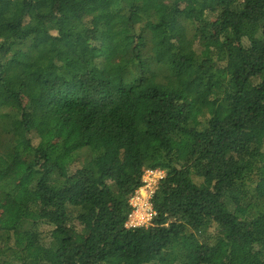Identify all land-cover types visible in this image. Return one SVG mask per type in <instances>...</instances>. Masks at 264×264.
<instances>
[{"label": "trees", "instance_id": "obj_1", "mask_svg": "<svg viewBox=\"0 0 264 264\" xmlns=\"http://www.w3.org/2000/svg\"><path fill=\"white\" fill-rule=\"evenodd\" d=\"M0 264H264V0H0Z\"/></svg>", "mask_w": 264, "mask_h": 264}, {"label": "built area", "instance_id": "obj_2", "mask_svg": "<svg viewBox=\"0 0 264 264\" xmlns=\"http://www.w3.org/2000/svg\"><path fill=\"white\" fill-rule=\"evenodd\" d=\"M164 178L165 172L161 169H147L143 172L140 187L129 199L130 212L124 223L125 229L147 228L152 225L156 215L152 199Z\"/></svg>", "mask_w": 264, "mask_h": 264}, {"label": "rangeland", "instance_id": "obj_3", "mask_svg": "<svg viewBox=\"0 0 264 264\" xmlns=\"http://www.w3.org/2000/svg\"><path fill=\"white\" fill-rule=\"evenodd\" d=\"M21 176V173H19L18 171H11L7 177L8 178H11L13 180H17L19 177ZM47 227H45L46 229ZM78 231H79V234H82V236H86L87 235V231L84 230L81 226L78 227ZM13 241L15 243V245L17 247H21L24 243V237L20 234H14L13 236Z\"/></svg>", "mask_w": 264, "mask_h": 264}]
</instances>
